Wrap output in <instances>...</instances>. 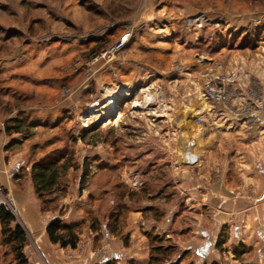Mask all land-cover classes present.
Listing matches in <instances>:
<instances>
[{"label": "rangeland", "instance_id": "1", "mask_svg": "<svg viewBox=\"0 0 264 264\" xmlns=\"http://www.w3.org/2000/svg\"><path fill=\"white\" fill-rule=\"evenodd\" d=\"M202 14L205 20H196ZM127 33L131 38L125 49L140 37L168 39L165 46L162 44L166 50L159 55L149 49L139 58L144 67L160 69L165 76L160 75V80L155 77V84L146 78L137 84H143L138 90L111 91L105 84V67L117 69L113 76L119 77L122 53L110 61L103 53ZM194 57L206 67V83L222 68L237 81L239 77L246 82L250 79L251 91L235 90L232 97L250 96L257 124H261L264 0H0V115L25 110L41 121L34 137L26 140L27 146L13 149L21 162L16 171L21 178L18 192H34L29 183L31 165L48 155L70 157L73 167L64 178V195L81 194L86 202L97 196L102 204L122 196L124 189L141 188L134 190L136 196L141 194L144 183L134 180L135 175L138 177L134 170L139 167L137 162L138 170L146 172L155 164L148 176L158 171L161 180H168V165L176 163L175 155H181L179 148L184 146L178 147L181 125L174 127L176 106H170L168 98L177 96L181 103L186 100L190 90L180 84L182 72L184 63L190 65L188 60L194 61ZM249 60L255 62L256 69L249 68ZM51 101L61 103L56 118L43 121L35 114L42 110L51 116L52 108H29ZM240 108L246 112L248 105ZM88 115L91 123L84 126ZM118 117L116 124L112 122ZM111 148L115 149L113 158L107 154ZM110 162L117 165L111 169ZM151 187H145L148 193ZM158 188L161 185L154 190ZM64 195H60L55 209L53 204L49 210L58 209ZM14 196L0 182V204L21 223ZM31 238L28 233V250L38 254L39 264H48ZM15 262L0 234V264Z\"/></svg>", "mask_w": 264, "mask_h": 264}, {"label": "crops", "instance_id": "2", "mask_svg": "<svg viewBox=\"0 0 264 264\" xmlns=\"http://www.w3.org/2000/svg\"><path fill=\"white\" fill-rule=\"evenodd\" d=\"M167 41L164 37H140L131 41L121 52L119 77L113 76L117 69L105 67L108 78L105 84L111 91L135 87L138 90L143 84H137L144 83L146 78L155 84V77L161 79L160 69L145 68L139 58L149 49L159 55L166 50L162 44L165 46ZM194 59L188 60L190 65L184 63L180 83L190 90L189 95L183 103L179 102V97L170 96L168 103L176 106L174 127L181 125L178 147L191 146L196 162L183 165L181 155L176 154V163L168 165V180H161L158 171H153L156 175L148 176L150 170H155V164L146 172L145 169L138 170L140 163L137 162L139 167L134 169L138 172L137 179L145 187H153L149 193L124 197L123 202L128 208L120 213L115 226L109 225L115 219V215L110 218L113 199H106L101 204L94 196L86 205L83 195L74 196L68 192L60 200L58 209L44 211L41 200L34 193L31 178L29 183L34 192L24 195L18 192L17 183L21 178L16 176V171L21 162L16 157V150L5 147L19 135H8L3 130L5 121L17 111L0 115V182L15 194L21 223L48 264H149L151 235L164 237L166 244L177 249L165 264H264V114L261 124H257L250 96L236 97L228 105H213L203 98L206 67L200 63L202 60L198 63ZM248 66L256 69L252 60L248 61ZM236 78L231 83L234 90L238 93L251 91L250 79L246 82ZM166 86L171 88V85ZM59 104L51 101L29 108H52L51 116L44 115L42 110L35 113L46 121L49 117L56 118ZM245 105L248 109L242 112L240 107ZM63 107L61 105L62 112ZM29 117L33 119L32 112ZM120 118H114L112 122L116 124ZM27 142L24 141L22 147L27 146ZM114 151L111 148L107 154L113 158ZM112 162L111 169L117 165ZM163 172H166L165 168ZM126 183L130 184L129 181ZM158 185H161L159 194L154 190ZM140 189H133V192ZM57 217L66 223L81 222L76 248H63L49 240L46 227ZM28 245L24 249L29 264H39L38 254L32 248L28 250Z\"/></svg>", "mask_w": 264, "mask_h": 264}, {"label": "trees", "instance_id": "3", "mask_svg": "<svg viewBox=\"0 0 264 264\" xmlns=\"http://www.w3.org/2000/svg\"><path fill=\"white\" fill-rule=\"evenodd\" d=\"M40 125L41 121L31 119L25 110H20L15 116L8 118L4 123L3 130L8 135L18 134L19 137L12 138L6 145V150L19 147L24 141L33 138L35 135L34 129ZM71 167H73L72 160L70 157L63 159V155L44 156L32 163L29 175L35 193L42 202V209L44 211L52 209L53 206V209H55V204L59 200V197H61L60 195H64L66 191L64 178ZM143 188L141 193H148L147 188ZM155 192H158L157 194L160 193L158 189ZM135 194V192L129 189L127 191L124 189L121 194L122 196L116 199L113 198L110 218L115 215V219L109 223L110 226L117 225L120 213L128 208L126 203L123 202L124 197ZM0 223L2 241L13 252L15 264H29L24 252V248L28 243L27 231L19 223L15 214L3 204H0ZM92 227L94 226L92 225ZM81 230V222L66 223L60 217L51 220L46 227L49 240L54 244H59L63 248H76L80 241ZM150 240L149 264H165L166 260H170L177 251L174 245L166 244L164 237L151 235ZM108 264L112 263L108 262Z\"/></svg>", "mask_w": 264, "mask_h": 264}, {"label": "built area", "instance_id": "4", "mask_svg": "<svg viewBox=\"0 0 264 264\" xmlns=\"http://www.w3.org/2000/svg\"><path fill=\"white\" fill-rule=\"evenodd\" d=\"M206 16L204 14L200 15L196 20H205ZM199 24L200 22L197 21ZM130 34H124L118 41H116L114 44L111 45L106 51H104L103 56L107 57V60L110 61L114 59L116 56H118L123 49L125 48L126 44L130 40L131 37H129ZM235 81L234 76L228 74L227 72L223 71V68L220 69V71L212 76L209 81L206 83L205 88L203 89V96L211 102L213 105L218 104H225L228 105L231 103V101L236 98L234 95L232 97V93H235V90L231 89V83ZM95 111L97 112V108H95ZM247 111V110H246ZM91 117L90 115L85 117V120L83 122L84 126H88ZM90 121V122H89ZM257 121V120H256ZM199 123L200 120H197ZM134 180L137 181V176H134Z\"/></svg>", "mask_w": 264, "mask_h": 264}, {"label": "water", "instance_id": "5", "mask_svg": "<svg viewBox=\"0 0 264 264\" xmlns=\"http://www.w3.org/2000/svg\"><path fill=\"white\" fill-rule=\"evenodd\" d=\"M179 151L181 153L183 165H193L196 162V160L192 154L191 146H189V145L182 146L181 148H179Z\"/></svg>", "mask_w": 264, "mask_h": 264}]
</instances>
